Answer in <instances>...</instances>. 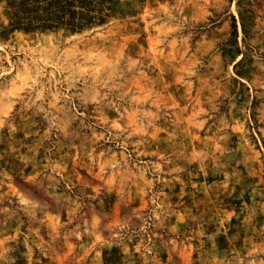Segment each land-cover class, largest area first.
Listing matches in <instances>:
<instances>
[{
  "label": "rangeland",
  "instance_id": "374dc122",
  "mask_svg": "<svg viewBox=\"0 0 264 264\" xmlns=\"http://www.w3.org/2000/svg\"><path fill=\"white\" fill-rule=\"evenodd\" d=\"M0 0V264H264V0H93L28 31Z\"/></svg>",
  "mask_w": 264,
  "mask_h": 264
},
{
  "label": "trees",
  "instance_id": "16d2710c",
  "mask_svg": "<svg viewBox=\"0 0 264 264\" xmlns=\"http://www.w3.org/2000/svg\"><path fill=\"white\" fill-rule=\"evenodd\" d=\"M93 0H25L10 5L13 24L28 31L84 28L91 19Z\"/></svg>",
  "mask_w": 264,
  "mask_h": 264
}]
</instances>
